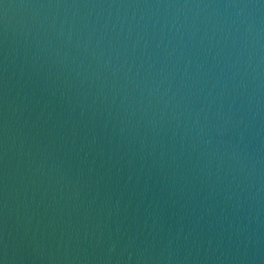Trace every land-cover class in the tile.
Returning <instances> with one entry per match:
<instances>
[{
    "label": "water",
    "instance_id": "obj_1",
    "mask_svg": "<svg viewBox=\"0 0 264 264\" xmlns=\"http://www.w3.org/2000/svg\"><path fill=\"white\" fill-rule=\"evenodd\" d=\"M0 264H264V0H0Z\"/></svg>",
    "mask_w": 264,
    "mask_h": 264
}]
</instances>
